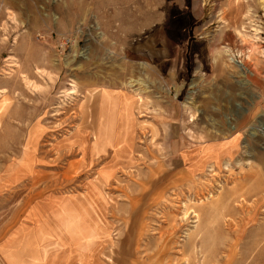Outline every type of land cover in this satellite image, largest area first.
<instances>
[{
  "label": "rangeland",
  "instance_id": "obj_1",
  "mask_svg": "<svg viewBox=\"0 0 264 264\" xmlns=\"http://www.w3.org/2000/svg\"><path fill=\"white\" fill-rule=\"evenodd\" d=\"M0 264H264V0H0Z\"/></svg>",
  "mask_w": 264,
  "mask_h": 264
},
{
  "label": "bare ground",
  "instance_id": "obj_2",
  "mask_svg": "<svg viewBox=\"0 0 264 264\" xmlns=\"http://www.w3.org/2000/svg\"><path fill=\"white\" fill-rule=\"evenodd\" d=\"M237 66H238V68H239L241 73L245 74L246 72H248V69L245 66H243L242 64L238 63ZM237 165H239L240 170H241L243 165H242V162L240 160L237 161ZM210 167H211V169L213 171L216 170L215 163L214 164L212 163ZM225 167L228 168L229 171L232 173L233 170L231 171V163H230L229 160H227L225 162ZM257 186L258 185L253 187L251 192H247L245 194H239L237 197H242L243 200H245L247 197H250L255 190H257ZM235 193H237V191ZM221 199H223V197ZM221 199L215 200V203H213L212 206H214L216 208L220 207L221 210H225V211H222L223 214L221 215L222 217L220 218V220H222V222H223V225L221 223H218V225L214 227V230H215V232H218V231L222 230L224 232H228L229 233V232H232V230H234V226H235V220L233 221V219L231 217H229V216L232 215V213H233L232 211H234L235 208H234V206L232 204H230V202L229 203L227 202L226 204L220 202L219 200H221ZM228 201H230V198L228 199ZM194 215H195L196 218L200 217V215L198 213H196L195 211H194Z\"/></svg>",
  "mask_w": 264,
  "mask_h": 264
}]
</instances>
